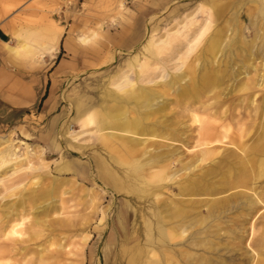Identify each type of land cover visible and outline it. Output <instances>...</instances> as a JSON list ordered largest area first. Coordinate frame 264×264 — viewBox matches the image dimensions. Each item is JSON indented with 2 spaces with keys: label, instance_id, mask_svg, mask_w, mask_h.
Instances as JSON below:
<instances>
[{
  "label": "rangeland",
  "instance_id": "rangeland-1",
  "mask_svg": "<svg viewBox=\"0 0 264 264\" xmlns=\"http://www.w3.org/2000/svg\"><path fill=\"white\" fill-rule=\"evenodd\" d=\"M119 1H122V6ZM147 1L139 3L145 13L140 17L137 16L140 13L139 6L133 5L131 0H0V21H8L10 25L6 28L8 41L14 35L23 33L22 35H29L31 42L40 46L45 41V28L50 23L64 32L62 44L54 59L46 57L45 62L41 63L34 55L32 58L26 56L6 59L2 64L5 85L0 98V151L14 149L18 159L0 167V264H112L119 250L133 243L124 240L122 230L112 228L111 224L117 221L119 210L124 204L130 203L127 201L130 199L132 207L136 205L146 208L148 202L143 198L138 199L135 194L124 196V191L117 193L99 178L96 158L107 161L116 176L125 179L122 166L113 163L104 150L96 147L98 142L94 139V129H82L75 120V100L83 94L102 98L106 86L113 90L114 86L110 82L119 80L120 73L127 69L128 61L141 50L153 29L155 31L152 34L155 37L166 38L168 32L182 29L191 17L204 23L208 18V11L201 13L199 8L205 1L207 6L215 3L214 5L224 8V18L239 9L240 18L237 23L241 27L245 26L243 35L239 37L244 36L245 40L252 38L248 10L250 2L247 0L245 4H241L239 0ZM100 20L106 22L105 25L111 24L109 31L104 27L106 33L101 38L107 45L105 49L109 48L110 59L97 70V66L94 67L95 61L86 58V66L93 69L77 72L73 55L77 53V56L80 52L78 48L86 46L78 39L96 29ZM213 27L214 25L209 32ZM129 28L138 29L137 38L132 35L133 32H129ZM112 43L117 46L113 47ZM201 47L202 44L197 49ZM173 48L175 46L170 45L163 50L164 53L157 61L151 60L149 71L138 84L163 91V98L170 100L166 116L177 125L179 132H183V138L185 137V143L157 139L169 145L157 143L153 147L163 151L176 149L177 155H183L193 141L196 125L187 117L184 106L175 103L174 98H182L177 90L166 87L164 92L161 82L184 71L188 77L182 84L189 79L187 84L190 86L194 80H198L197 75L201 71L197 67L195 72L189 73L186 65L193 56H189L183 65L177 55L180 46L172 51ZM180 49L183 52L182 47ZM143 53V56L148 57ZM258 61L259 59L255 63ZM231 65L214 68L219 74L224 73L222 84L211 93L200 87L201 92L197 96L226 101L232 114L242 115L241 121L245 122L243 129L250 131L244 137V142L248 143L250 137L257 141L256 132L260 130L259 120L262 117L259 115L264 103V87L256 85V81L259 83L256 72L249 70L245 74H237L236 65ZM233 68L235 71L232 72L230 69ZM258 72L264 73L262 69ZM163 73L167 74L164 78L161 77ZM243 81L249 84V90H238ZM87 88L93 92L84 93ZM46 90L47 95L42 99ZM249 92L256 94L254 103L247 102ZM218 147H221L220 152L242 155L233 145L219 144ZM68 150L75 153L68 154ZM262 162L264 163V156ZM62 165H69V170L64 167L59 171ZM179 166L175 162L172 168ZM82 167H85V176L82 174ZM195 172L198 173L199 170ZM178 173H182V170ZM218 177L219 173L211 179L218 181ZM52 182L57 186L52 199L54 212H48V196L39 198L36 203L27 199L21 204L32 191L36 194L47 191ZM251 186L256 193L242 189L247 192L240 194L242 201L250 195L253 196L252 199L257 197L264 188V175ZM233 191L235 190L228 194ZM36 204L38 208H34ZM261 205L258 202L256 209ZM236 209L225 212L223 219L227 221V225H223L222 231H219L224 234L220 235V242L215 241L213 249L207 248L205 254L197 247L192 250L207 257L212 264H240L236 259L238 256L247 258L252 254L246 247L250 237L247 234L250 232L248 222ZM262 210L261 207L255 215ZM103 212L104 218L100 221ZM18 215L25 217L23 235L12 239L5 237L3 232L6 231L7 223ZM133 218L131 216V221ZM36 219L46 221L39 224L34 222ZM104 221L107 223L102 227ZM263 221L264 218L255 226L257 239L264 232ZM140 230L141 233L143 230ZM132 231L129 227L127 234ZM190 233L188 231L187 237ZM240 236L247 237L241 249L237 248ZM140 239L143 242V237ZM179 241V246H186L188 243L185 238ZM69 250L77 255L67 254Z\"/></svg>",
  "mask_w": 264,
  "mask_h": 264
},
{
  "label": "bare ground",
  "instance_id": "bare-ground-1",
  "mask_svg": "<svg viewBox=\"0 0 264 264\" xmlns=\"http://www.w3.org/2000/svg\"><path fill=\"white\" fill-rule=\"evenodd\" d=\"M131 1L133 5L139 6L140 13L137 16L143 17L145 13L139 4L143 0ZM239 1L241 4L246 3V0ZM121 2L119 1L120 6ZM247 2H250L248 10L253 34L250 40H245L244 36L239 37L243 35L245 28L237 23L240 18L239 9L224 18V8L214 5L213 2V5L207 6L205 1L199 8L201 13L208 11V18L204 23L191 17L182 29L168 32L166 38L155 37V34H152V31H155L153 29L141 50L128 61L127 69L120 73L119 80L110 82L114 86L113 90L106 86L102 98L83 94L75 100V120L82 129H94V139L98 142L96 147L104 150L113 163L122 166L125 179L116 176L107 161L96 158L99 178L117 193L124 191V196L135 194L138 199L143 198L148 202L146 208L136 205L132 207L129 198L127 201L130 203L125 202L119 210L117 221L111 224L112 228L122 230L124 240L133 243L123 246L112 264H212L207 257L192 249H202L203 254L207 248L213 249L215 241L220 242V235L224 234L219 231H222L223 225H227V221L223 219L225 212L233 208H237V212L242 213L241 216H245L244 219L248 222L250 232L247 234L250 237L246 247L252 253L247 258L238 256L236 259L240 264H264V232L258 239L255 237V226L264 218V188L254 199L250 195L242 201L240 196L241 193H247L243 190L256 193L251 184L264 175V103L259 115L262 118L259 120L260 130L256 132L257 141L251 140L250 137L251 142L246 143L243 139L250 131L243 129L245 122L241 121L242 115L232 114L226 101L222 102L219 98L197 96L201 92L200 87L211 93L222 84L224 73L219 74L214 68L222 65L231 67V63L236 65V69L230 70L233 72L235 69L237 74H245L249 70L256 72L259 78L256 85L264 87V73L258 72L259 69L264 72V0ZM105 23L100 20L96 29L78 39L86 46L78 48L80 52L77 56V53L73 55L77 72L93 69L86 66V58L95 61V66H92H97V70L104 63H108L109 48L105 49L107 45L101 38L106 33L104 27L109 31L111 24ZM212 25L214 27L209 32ZM129 32H133L132 35L136 38L139 35L138 29L129 28ZM22 34L18 33L9 41H4L0 55L5 58H32L36 55L35 59L44 63L46 57H56L64 36L63 30L56 29L52 23L45 28V41L40 46L31 42L29 35ZM201 44L202 47L197 49ZM170 45L175 48L182 47L183 52L179 48L177 55L183 65L189 56H193L186 65L189 73L195 72L197 67L201 71L197 75L198 80H194L190 86L187 84L189 79L182 84L188 77L184 71L161 82L164 92L166 87L169 90H177L182 98H174L175 103L184 106L187 117L196 125L193 141L183 155H177L176 149L163 151L153 147L157 143H164L157 139L185 143V137L183 138V132H179L177 125L166 116L170 100L163 98V91L138 84L149 71L151 60L157 61L164 53L163 50ZM112 46L117 45L112 43ZM143 52L148 57L143 56ZM257 59L258 64L255 63ZM165 75L167 74L163 73L161 77L164 78ZM249 88V84L243 81L238 90L246 91ZM86 92L93 90L87 88L84 93ZM248 95L247 102L254 103L256 94L249 92ZM219 144L233 145L242 155L220 152ZM150 148L152 150H149ZM67 153L72 154L75 151L68 150ZM17 159L14 149L0 151V167ZM175 162L180 166L173 169ZM65 166L62 165L58 170L64 169ZM65 168L69 170V165ZM221 168L223 169L220 170ZM197 169L198 173L195 172ZM81 170L85 176V167ZM181 170L182 173H178ZM218 173V181L212 180L211 177ZM84 178L86 179L87 175ZM56 188L52 182L47 191L37 194L32 191L21 204L27 199L36 203L39 198L48 196V212H54L52 199ZM231 190L235 191L228 194ZM258 202H261L263 210L255 215L261 209H256ZM34 208H38L37 204ZM104 214L105 212L102 213L100 221L103 220ZM131 216H134L132 221ZM24 220L25 217L19 215L10 219L3 235L10 239L22 236ZM45 221L36 219L34 222L42 224ZM106 223L104 221L102 227L106 226ZM58 224L63 225L62 222ZM129 227L133 230L131 234H127ZM140 229L143 230L141 233ZM188 231L191 233L187 237ZM140 237H143V242ZM183 238L187 239L188 243L186 246H179V240ZM246 238L238 237L237 248H242ZM67 254L77 255L70 250Z\"/></svg>",
  "mask_w": 264,
  "mask_h": 264
},
{
  "label": "crops",
  "instance_id": "crops-1",
  "mask_svg": "<svg viewBox=\"0 0 264 264\" xmlns=\"http://www.w3.org/2000/svg\"><path fill=\"white\" fill-rule=\"evenodd\" d=\"M10 25H9V22L8 21H0V48L3 47V42L4 41H8L7 38H8V32L6 30V28H8ZM10 60L12 58H5L3 57L2 55H0V98H2V94L4 92L3 90V87L5 85V81H4V77H3V61L5 60ZM6 60V61H7Z\"/></svg>",
  "mask_w": 264,
  "mask_h": 264
},
{
  "label": "trees",
  "instance_id": "trees-1",
  "mask_svg": "<svg viewBox=\"0 0 264 264\" xmlns=\"http://www.w3.org/2000/svg\"><path fill=\"white\" fill-rule=\"evenodd\" d=\"M58 59H59V56L57 57L56 62L58 61ZM46 95H47V90H46L45 93L43 94L42 99H44V98L46 97Z\"/></svg>",
  "mask_w": 264,
  "mask_h": 264
}]
</instances>
